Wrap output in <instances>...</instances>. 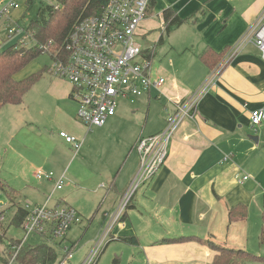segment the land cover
<instances>
[{"label":"crops","instance_id":"obj_1","mask_svg":"<svg viewBox=\"0 0 264 264\" xmlns=\"http://www.w3.org/2000/svg\"><path fill=\"white\" fill-rule=\"evenodd\" d=\"M166 9L173 10L184 20L170 31L163 18ZM263 11L264 0H151L138 37L150 38L154 46H146L144 50L152 54V61L159 49L156 44H168L174 51H182V60L166 61L156 73L152 68L153 75L164 77L165 83L140 98L145 99L149 113L153 99L162 102L164 110L160 126L146 136L161 131L176 103L188 97L213 69L224 64L195 116L187 118L174 135L164 165L136 191L120 221L122 227L116 230L120 222L114 226L106 246L113 240L128 244L123 238L134 236L137 243L129 244L139 248L146 264H212L216 251L202 242L209 239L232 249L247 250L250 224L257 221L253 212L259 211L261 222L264 209V126H254L250 119L252 110L264 106V56L253 42L245 43L230 60L224 61V56L214 67L206 64L202 55L205 51L221 55L243 37ZM178 30H182V40L171 38ZM47 73V77L44 75L38 81L43 85L32 99L35 107L31 114L35 115V124L40 129L43 127L45 134L39 130L41 137L61 142L62 147L56 143L40 155L45 165L52 164L58 171L60 166L65 167L62 162L65 157L68 159L70 152L73 162L81 151L74 156L72 145L60 135L61 131L79 139L86 127L76 118L78 104L70 96L71 82ZM9 106L20 105H6L0 112L9 110ZM116 116L117 113L110 117V124ZM86 132L80 139L83 142ZM142 134L137 131L123 142L124 147L131 146L128 156H133L132 163L128 164V160L115 174L104 171L97 177L100 185L94 195L100 201L99 208L102 209L105 199L112 196L110 210L104 211L101 217L103 227L110 221L137 173L140 157L135 145L145 136ZM237 173L248 178L239 181L235 178ZM63 174L66 178V171ZM106 184L108 189H105ZM39 185L43 191L42 202L35 205L45 203L55 189V181L48 179ZM104 192L108 196L102 200ZM54 196L52 203L59 200L79 212L81 221L74 225L83 221L82 213L75 206L77 199L72 198L65 185L56 190ZM238 204L246 206L248 218L229 225L230 209ZM95 216L96 213L93 218ZM127 221H131V225H127ZM181 236L191 238L171 240ZM66 239L64 244L75 249L77 243ZM68 264L74 263L70 260Z\"/></svg>","mask_w":264,"mask_h":264},{"label":"built area","instance_id":"obj_2","mask_svg":"<svg viewBox=\"0 0 264 264\" xmlns=\"http://www.w3.org/2000/svg\"><path fill=\"white\" fill-rule=\"evenodd\" d=\"M150 3L151 0H109L101 15L85 17L75 26L61 54L50 53L54 64L49 72L71 82L70 96L78 104L76 118L86 127V133L104 126L110 117L116 115L119 99H129L131 103H135L138 98L153 89H160L165 83L164 77L153 75L152 61L144 56V47L137 41ZM17 7L15 0H4L0 19L6 17L7 21L10 20V10ZM21 31L20 26L17 29L10 28L9 36ZM247 42L255 43L264 56V11L243 37L228 49L224 61L235 57ZM20 43L25 45L24 39ZM52 45L49 42L42 48L49 52ZM223 64L213 69L188 97L176 103L175 110L168 115L161 131L138 139L135 145L140 157L137 173L119 200L110 221L79 264H96L114 226L122 221L136 191L150 181L164 165L174 135L187 118L195 116L201 100L219 76ZM250 119L254 126H264V106L252 110ZM60 135L72 145L76 156L83 141L65 131H61ZM36 176L39 179L54 180L55 189L48 195L45 203L25 207L27 216L22 227L25 235L18 246L12 247L14 252L7 264L15 263L18 251L32 234L41 236L42 239H54L56 247L63 251L59 264L64 261L69 263L74 249L64 244V240L70 228L81 221V216L70 205L59 200L51 202L54 192L63 188L65 174L56 179L53 173L39 170ZM235 178L241 181L248 176L237 173ZM2 210L0 206V222L6 220Z\"/></svg>","mask_w":264,"mask_h":264},{"label":"rangeland","instance_id":"obj_3","mask_svg":"<svg viewBox=\"0 0 264 264\" xmlns=\"http://www.w3.org/2000/svg\"><path fill=\"white\" fill-rule=\"evenodd\" d=\"M3 2L4 0H0V12L3 9ZM15 2L18 4V7L10 10V20L7 21L6 17H4L0 21V36L3 39L0 40L1 49L10 44L20 43L23 39L26 46H31L33 44L32 38L25 32L30 21L36 18L41 7L57 5L59 0H34L30 6L27 5V0H15ZM19 26L22 31L9 37V29H17ZM171 38L182 40V30L174 32ZM137 41L143 47L154 46V42L150 38L144 40L142 37H137ZM156 46L159 49H156V55L152 60V68L155 73L161 64L163 66L166 65L164 63L166 61L173 59L176 61L182 60L181 50L174 51L168 44H156ZM53 64L54 60L51 55L44 51L25 68L20 70L15 77L17 80H23L43 70L45 67H52ZM48 74L46 72L45 77ZM42 83L40 81L34 86L22 105L19 107L9 106V110L0 112V115H2V121L0 120V179L6 184V189L12 188L20 193V196L11 200L7 191L0 187V206L5 210L6 220L4 223L7 225L16 209V206H13L15 203L25 208L26 206L34 207L35 204L42 202L41 194L43 191H41L39 183H44L48 179H39L36 176L39 170H43L45 173H53L56 179H59L63 172L66 171L64 185L67 188V192H71L72 198L77 199L75 206L83 215V221L78 225H74L72 229L70 228L71 230L67 234L68 240L66 239V241L77 243L71 261L74 264H78L91 243L102 233L103 219L101 217L104 211L107 213L110 210L108 208L112 206V203H109L112 196L109 197L107 195L108 199H105L102 209L99 208L100 201H97L94 195V191L100 185L98 183L99 178L97 179L98 175L104 171L115 174L120 171L123 164L128 160V164L134 161L133 156L131 158L130 155L128 156L131 146L124 147L123 142L131 139V135L137 131L146 136L149 132L158 128L161 118H163L161 117V112L164 110V106L159 100L153 99L151 113H149L144 98H138L135 103H131L129 99H119L116 112L119 117H114L115 120L111 124L110 121L112 120L109 118L104 126L88 132L81 151L74 160L75 162H72L73 153L70 152L68 159L66 157L63 159L62 166L65 167L60 166L57 171L52 164L45 165V160L40 155H42L43 150L49 149L56 143L61 146L59 144L61 142L58 140L50 142L44 136L41 137L39 130L43 131V127L40 129L35 124V115L31 114L35 107L32 99L42 89ZM85 132L84 130L78 140L85 135ZM43 133L45 134L44 131ZM35 187L39 189H35ZM108 187L109 185L106 184L105 189H108ZM57 194L54 196V200L57 199ZM105 196L106 193L103 194L101 199ZM258 212V210L253 212V217L255 216L257 221L254 222L252 220L253 222L250 224L251 230L246 246L248 251L264 256V245L259 243L262 220L261 222L259 221ZM95 213L96 216L93 218ZM92 218L93 221L91 220ZM130 222L127 221V225H131ZM121 223L117 226L116 230L122 227ZM88 226L89 228L84 232ZM24 235L25 233L22 228L14 227H11L7 233L9 238L14 237L17 239H22ZM41 242L42 237L34 234L27 241V243L32 245H37ZM139 251L138 247L132 246L129 243L113 240L105 247L99 260L97 259V264H146L145 258L142 256L141 251ZM58 253L61 259L63 253L60 248H58ZM56 264H59V261ZM63 264L68 263L64 261ZM241 264H264V262L245 261Z\"/></svg>","mask_w":264,"mask_h":264},{"label":"trees","instance_id":"obj_4","mask_svg":"<svg viewBox=\"0 0 264 264\" xmlns=\"http://www.w3.org/2000/svg\"><path fill=\"white\" fill-rule=\"evenodd\" d=\"M34 0H27L30 6ZM109 0H59L57 5L43 6L35 19L31 20L26 28L27 34L32 38L33 44L26 46L22 43L10 44L0 48V109L6 105H21L25 102L27 94L38 83V81L49 72V67L23 79L17 80L15 75L25 68L32 60L44 52L42 46L52 42L50 53L64 51L66 40L75 26L85 17L101 15ZM149 13V8L147 14ZM164 21L167 23V31L174 26L184 22L182 18L171 9H166L163 13ZM228 49L217 55L216 53L205 51L202 59L206 64L216 66L225 56ZM145 57L151 59L152 54L143 50ZM52 57V56H51ZM0 187L7 191L11 200H14L20 193L12 188L6 189L0 179ZM10 190V191H9ZM16 209L9 224L0 222V264H7L14 252L13 246H18L20 239L7 236L11 227L21 229L27 216V210L15 203ZM5 214V210H2ZM248 218L247 208L243 204H238L230 209L229 225L242 222ZM261 230L259 243L264 245V209L261 214ZM6 226V227H5ZM188 236L172 238L173 241H185ZM129 243H137L134 236L123 238ZM200 240V239H199ZM216 251L212 264H241L245 261L264 262V256L252 253L244 249H232L212 240L202 241ZM2 247V248H1ZM60 258L54 239H42L37 245L25 243L18 251L14 264H56Z\"/></svg>","mask_w":264,"mask_h":264}]
</instances>
